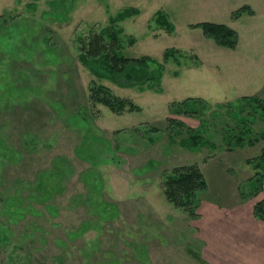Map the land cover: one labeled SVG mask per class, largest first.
I'll use <instances>...</instances> for the list:
<instances>
[{
    "label": "rangeland",
    "instance_id": "rangeland-1",
    "mask_svg": "<svg viewBox=\"0 0 264 264\" xmlns=\"http://www.w3.org/2000/svg\"><path fill=\"white\" fill-rule=\"evenodd\" d=\"M243 6L255 14L233 20ZM132 7L140 15L120 24L127 58L163 62L171 48L187 56L165 63L158 87L119 88L80 61L79 37ZM160 11L171 33L155 21ZM202 22L235 29L238 47L190 27ZM93 82L142 111L95 104ZM262 93L264 0H0V264H230L234 253L240 264H264L263 222L245 212L264 199V186L250 195L258 185L249 163L264 141L235 147L232 108L217 106ZM188 98L209 108L171 112ZM252 127L254 138L264 121ZM187 128L209 144L183 147ZM192 164L209 185L199 219L163 189L165 174Z\"/></svg>",
    "mask_w": 264,
    "mask_h": 264
},
{
    "label": "trees",
    "instance_id": "trees-1",
    "mask_svg": "<svg viewBox=\"0 0 264 264\" xmlns=\"http://www.w3.org/2000/svg\"><path fill=\"white\" fill-rule=\"evenodd\" d=\"M140 13L138 8H129L112 18L110 24L104 27L101 32H91L87 37H79L80 61L96 79L110 81L119 88L125 89L134 87L141 89L144 86L154 88L161 85L165 63L177 56L180 53L178 50L167 49L163 62H159L150 56L127 58L123 54L124 28L120 24L134 16H139ZM245 14L254 15L255 11L249 6H243L232 14V19L238 20ZM155 21L160 27L167 28L170 33L174 30V24L161 11L157 14ZM190 27L202 29L205 37L213 40L219 47L235 50L239 45V33L226 24L202 22L193 24ZM130 42L133 43L132 38L129 39ZM178 56L184 58L186 55L183 53ZM194 58L199 60L198 57ZM91 94L95 104L103 105L115 114L123 115L142 111V108L132 100L115 95L105 85H97L93 82ZM236 103L238 105L235 106ZM217 106L219 111L229 109V107L232 108L228 114L232 115L238 122L237 128L240 129L238 137L233 142L235 147H243L246 144L254 146L257 142L264 141V131L257 134L256 137H252L255 135L252 125L256 117L258 116L264 121V98L257 95L244 96L235 103H219ZM199 107L204 112L209 108V104L203 98H188L173 103L170 110L178 115L193 117L199 113ZM248 108L251 109V114L245 116ZM169 122L171 127L181 128L182 130L186 128L183 122H177L173 119H169ZM178 133L182 134V131ZM187 133L188 136L181 142L183 147L195 149L209 144V140L199 131L194 132L187 128ZM249 163L256 170L253 179L257 182L258 187L250 194L254 197V195L260 193L264 186V147L260 155L249 160ZM164 178L163 189L167 200L177 209L188 213L192 219H199L198 209L201 204L199 196L205 193L209 187L201 168L196 164L177 166L169 174H165ZM245 199H248V197H245ZM253 215L264 223V199L254 206Z\"/></svg>",
    "mask_w": 264,
    "mask_h": 264
},
{
    "label": "crops",
    "instance_id": "crops-1",
    "mask_svg": "<svg viewBox=\"0 0 264 264\" xmlns=\"http://www.w3.org/2000/svg\"><path fill=\"white\" fill-rule=\"evenodd\" d=\"M261 97L264 98V93H262ZM249 208H250V210H251V214L253 213V211H252L253 208H252L251 205H250V207H248L247 210H245L246 215H247V211H248ZM252 217L254 218L253 214H252ZM259 223H260V222H259ZM261 224H262V223H261ZM263 225H264V223H263ZM263 234H264V233H263ZM202 238H203V237H202ZM203 239H204V238H203ZM260 245H261V248H262V247L264 248V243H260ZM222 246L224 247L223 244H222ZM232 250H233V249H232ZM220 252H222L223 254L226 253L223 249H221ZM263 254H264V251H263ZM237 255H239V254H235V253L232 254L231 260L229 261L230 264H240L239 260H238L237 258H235V256H237Z\"/></svg>",
    "mask_w": 264,
    "mask_h": 264
}]
</instances>
